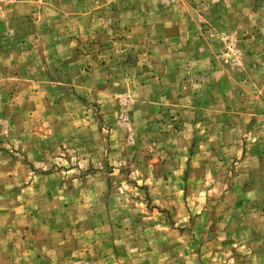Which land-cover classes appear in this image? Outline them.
Instances as JSON below:
<instances>
[{
    "label": "rangeland",
    "instance_id": "1",
    "mask_svg": "<svg viewBox=\"0 0 264 264\" xmlns=\"http://www.w3.org/2000/svg\"><path fill=\"white\" fill-rule=\"evenodd\" d=\"M0 264H264V0H0Z\"/></svg>",
    "mask_w": 264,
    "mask_h": 264
},
{
    "label": "crops",
    "instance_id": "2",
    "mask_svg": "<svg viewBox=\"0 0 264 264\" xmlns=\"http://www.w3.org/2000/svg\"><path fill=\"white\" fill-rule=\"evenodd\" d=\"M19 13H20L19 10L16 9L14 6H8L5 7L4 10L0 11V19L8 20Z\"/></svg>",
    "mask_w": 264,
    "mask_h": 264
}]
</instances>
